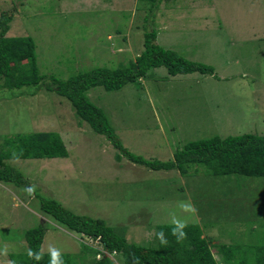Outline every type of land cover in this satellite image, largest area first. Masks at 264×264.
Instances as JSON below:
<instances>
[{"label": "rangeland", "instance_id": "374dc122", "mask_svg": "<svg viewBox=\"0 0 264 264\" xmlns=\"http://www.w3.org/2000/svg\"><path fill=\"white\" fill-rule=\"evenodd\" d=\"M7 13L13 16L7 35L34 39L45 78L40 86L0 87V143L16 134L55 131L69 155L5 160L28 186L0 182V250L8 247L0 264L27 252L25 233L40 225L47 228L43 253L52 245L80 263L84 244L93 246L88 236L44 214L37 194L74 214L103 219L141 245L156 243L157 226L172 224L175 211L188 224L200 223L204 236L241 247L231 264L243 254L252 264V249H245L264 245V177L213 176L198 165L181 175L135 164L47 85L52 76L66 80L98 67L128 66L143 52L145 33L155 30L162 47L212 66L214 73L171 75L162 66L119 90L90 89L89 98L126 148L168 161L200 139L264 135V0H162L157 8L147 0H0V16ZM189 200L194 215L178 209ZM104 254L124 264L122 255ZM94 257L86 253L84 261ZM216 257L221 259L217 251Z\"/></svg>", "mask_w": 264, "mask_h": 264}, {"label": "trees", "instance_id": "16d2710c", "mask_svg": "<svg viewBox=\"0 0 264 264\" xmlns=\"http://www.w3.org/2000/svg\"><path fill=\"white\" fill-rule=\"evenodd\" d=\"M147 1L152 2L153 8H157L162 2ZM12 20V13L0 16V87L13 89L40 86L45 76L39 70L36 43L30 36H8ZM162 66L171 75L214 73L212 66L189 60L174 50L162 47L157 42V32L152 30L145 33L143 52L128 66L117 69L98 67L66 80L52 76V82L47 88L67 98L78 118L87 122L95 132L106 136L120 153L135 164L152 170H178L181 175H187L192 166L198 165L205 166L207 173L213 176L264 177V135L246 133L200 139L187 143L168 161L147 159L124 146L104 111L89 98L88 91L97 86H103L108 91L119 90L128 83L147 77L151 69ZM68 155L62 136L55 131L5 137L0 143V182L28 186L22 173L5 163L7 159H51L66 158ZM37 197L40 198L44 214L50 215L71 231L92 239L93 246L85 243L83 248L84 257L90 252L95 255L92 261L85 262L81 255V261L77 263L74 256L61 253L64 264H117L104 252L122 255L124 264H231L244 252L241 247L236 249L235 244L204 236L205 228L200 223L188 224L184 229L187 238L180 242L172 235L173 224H161L157 226V230L164 232L168 239L167 245L161 244L157 236L156 243L137 244L128 241L103 219L77 215L53 198L39 194ZM46 231L47 228L40 225L25 233L28 250L41 252L42 259H30L27 251L11 254L10 260L16 264H50V253L42 252ZM96 240L97 246L94 243ZM247 249H252V264H264V245L247 247L245 251ZM216 251L221 255L220 260L216 257ZM98 254L102 257L95 259ZM242 258L239 264H245L246 256L243 254Z\"/></svg>", "mask_w": 264, "mask_h": 264}, {"label": "clouds", "instance_id": "9594fccd", "mask_svg": "<svg viewBox=\"0 0 264 264\" xmlns=\"http://www.w3.org/2000/svg\"><path fill=\"white\" fill-rule=\"evenodd\" d=\"M15 155V154H14ZM28 192L30 195L34 194V188L28 189ZM178 209L180 212H186V213H191L195 214L197 212V209L195 206L191 203V201H180L178 204ZM171 216V223L174 225L172 228V235L176 237L177 242H180L184 239L187 238V233L184 231V229L188 226L187 220H182L178 217L175 211L170 212ZM157 239L160 240L161 244L167 245L168 244V239L165 236L163 231L157 232L156 233ZM48 251L51 256V262L50 264H64V261L61 258V251L60 249L49 245ZM28 257L30 259H35V260H40L42 259V253L41 252H33L31 249L28 250ZM0 255L7 256L8 255V247L5 245V247L0 250ZM7 264H16L15 261H7Z\"/></svg>", "mask_w": 264, "mask_h": 264}, {"label": "built area", "instance_id": "2783aa9c", "mask_svg": "<svg viewBox=\"0 0 264 264\" xmlns=\"http://www.w3.org/2000/svg\"><path fill=\"white\" fill-rule=\"evenodd\" d=\"M104 252V251H103ZM107 253V252H106ZM100 255H98V257H99Z\"/></svg>", "mask_w": 264, "mask_h": 264}]
</instances>
